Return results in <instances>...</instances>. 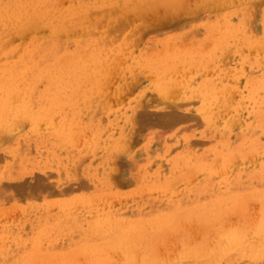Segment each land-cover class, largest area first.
<instances>
[{
  "label": "rangeland",
  "instance_id": "374dc122",
  "mask_svg": "<svg viewBox=\"0 0 264 264\" xmlns=\"http://www.w3.org/2000/svg\"><path fill=\"white\" fill-rule=\"evenodd\" d=\"M38 1L0 0V264H264V0Z\"/></svg>",
  "mask_w": 264,
  "mask_h": 264
},
{
  "label": "bare ground",
  "instance_id": "6f19581e",
  "mask_svg": "<svg viewBox=\"0 0 264 264\" xmlns=\"http://www.w3.org/2000/svg\"><path fill=\"white\" fill-rule=\"evenodd\" d=\"M2 1H4V0H2ZM8 1H9V0H8ZM17 1H18V0H17ZM23 1L25 2V0H23ZM32 1H35V0H32ZM39 1H40V0H39ZM39 1H38V3H39ZM45 1H46V0H45ZM50 1H51V0H50ZM72 1H73V4H74V1H75V0H72ZM78 1H79V0H77L76 2H78ZM88 1H89V0H88ZM88 1H86V3H85V1H84V3L87 4ZM90 1H91V0H90ZM92 1L94 2L95 0H92ZM100 1H101V0H100ZM114 1H115V0H114ZM116 1H117V0H116ZM118 1H119V0H118ZM125 1H126V0H125ZM130 1H131V0H130ZM134 1H135V0H134ZM161 1H162V0H161ZM180 1H181V0H180ZM206 1L209 2V0H206ZM206 1L203 0V2H205V5H203V6L207 7V6L211 5V4H209L208 2H206ZM214 1H215V0H214ZM245 1H246V0H245ZM245 1H244V2H245ZM252 1H253V0H252ZM252 1H251V2H252ZM259 1H260V0H259ZM15 2H16V1H15ZM40 2H41V1H40ZM46 2H47V1H46ZM46 2H45V3H46ZM53 2L55 3V1H53ZM53 2L51 1V4H52ZM61 2H62V1H61ZM76 2H75V4H76ZM79 2H81V1H79ZM95 2H97V1H95ZM101 2L103 3V1H101ZM108 2H109V1H108ZM128 2H129V1H128ZM144 2H146V1H144ZM153 2H154V1H153ZM166 2H167V1H166ZM174 2H175V1H174ZM174 2H172V3H173V6L175 5ZM176 2H177V0H176ZM210 2L212 3V5H213V3H215V2H212L211 0H210ZM236 2H237V1H236ZM240 2H241V1H240ZM242 2H243V1H242ZM244 2H243V6H244ZM13 3H14V2H13ZM13 3H12V4H13ZM31 3L33 4L34 2H31ZM31 3H29V5H30ZM49 3H50V2H49ZM59 3H60V1L57 2V6H58L57 8H58V10H59V5H58ZM62 3H64V0H63ZM82 3H83V2H82ZM90 3H91V2H90ZM97 3L99 4V1H98ZM131 3H132V1H131ZM131 3H130V4H131ZM137 3H138V2H137ZM155 3H158V2L156 1ZM169 3H170V2H169ZM169 3H167V4H169ZM197 3H198V2H197ZM218 3L220 4V0L218 1ZM222 3H223V2H222ZM225 3H226V2H225ZM231 3H232V4H231ZM231 3H230V6H233L234 4H233L232 1H231ZM247 3H248V2H247ZM253 3H254V2H253ZM6 4H7V3H6ZM20 4H21V3H20ZM22 4H23V2H22ZM42 4H43V3H42ZM70 4H72V3H69L68 5L70 6ZM77 4H78V3H77ZM92 4H93V3H92ZM98 4H96V5H98ZM107 4H110V3H106L105 7L107 6ZM114 4H115V3H114ZM130 4H128V5H130ZM141 4H142V3H141ZM143 4H145V3H143ZM143 4L140 5V6H143ZM148 4H149V3H148ZM153 4H154V3H153ZM176 4H177V3H176ZM183 4H184V3H183ZM208 4H209V5H208ZM236 4H237V3H235V5H236ZM24 5H25V7L27 6L26 3H25ZM61 5H62V4H60V6H61ZM64 5H65V3H64ZM82 5H84V4H81V9H83V8H82ZM93 5H95V3H94ZM101 5H102V4H101ZM110 5H111V4H110ZM119 5H121V1H120V4H119ZM157 5H158V4H157ZM162 5H163V4H162ZM162 5H160V6H162ZM170 5H171V4H170ZM170 5H169V6H170ZM190 5H192V4H190ZM206 5H207V6H206ZM217 5H218V4H217ZM221 5H222V4H220V6H221ZM18 6H19V5H17V7H18ZM37 6H39V5L37 4ZM37 6H36V7H37ZM40 6H41V5H40ZM49 6H50V5H49ZM49 6H48V7H49ZM53 6H54V8L56 7L55 4H53ZM72 6H73V5H72ZM74 6H75V5H74ZM79 6H80V3H79ZM85 6L87 7V5H85ZM89 6H90V5H89ZM108 6H109V5H108ZM136 6H138V5H136ZM147 6H149V5H146V7H147ZM163 6H165V8H166V5H163ZM167 6H168V5H167ZM169 6H168L167 8H169ZM175 6H176V5H175ZM213 6H215V5H213ZM218 6H219V5H218ZM220 6H219V7H220ZM223 6H224V5H223ZM20 7H21V5H20ZM31 7H32V6H31ZM31 7H30V8H27V9H30V10H31V9L34 8L35 11H38V10H36V7H32V8H31ZM48 7H46V8L44 9L45 11L43 10V12H47L46 9H47ZM51 7H52V6H51ZM51 7H50V8H51ZM61 7H62V6H61ZM65 7H67V5H66ZM83 7H84V6H83ZM95 7H96V6H95ZM111 7L113 8V6H111ZM114 7H115V6H114ZM116 7H117V6H116ZM171 7H172V6H171ZM181 7H182V6H180V8H181ZM184 7H185V4H184ZM190 7H192V6H190ZM193 7H194V6H193ZM219 7H217V8H219ZM2 8H5V7L3 6ZM7 8L9 9V7H7ZM11 8H12V7H11ZM21 8L24 9V6L21 7ZM37 8H38V7H37ZM41 8H42V7H41ZM52 8H53V7H52ZM67 8H70V7H67ZM73 8H76V7H73ZM79 8H80V7H79ZM98 8H100V7H98ZM102 8H103V7H101V9H102ZM107 8H108V7H107ZM107 8L104 10L103 13H106V11H108V9H110V8H108V9H107ZM112 8H111V10H113ZM129 8H130V7H129ZM149 8H150V7H149ZM163 8H164V7H163ZM177 8H179V7L177 6ZM177 8H175V9H177ZM210 8H212V6H211ZM215 8H216V7H215ZM248 8H249V6H248ZM12 9H13V8H12ZM14 9H15V8H14ZM23 9H20V10H21V11H24V10H25V14H27V13H26V9H24V10H23ZM63 9H64V7H63ZM76 9H77V8H76ZM76 9H74V10H76ZM89 9H90V8H89ZM130 9H131V8H130ZM130 9H129V10H130ZM140 9H144V8H143V7H142V8L139 7V9L137 8L138 11H139ZM147 9H148V8H147ZM182 9H184V8H181V10H182ZM192 9H193V8H192ZM195 9H196V8H195ZM199 9H200V8H199ZM208 9H209V8H208ZM1 10H2V9H0V11H1ZM10 10H11V9H10ZM20 10H19L18 12H21ZM54 10H55V9H54ZM60 10H61V9H60ZM67 10H68V9H67ZM91 10H93V8H91ZM91 10H90V11H91ZM96 10H97V9H96ZM115 10H116V8H115ZM152 10H153V11H152ZM162 10H163V9H162ZM170 10H171V9H170ZM173 10H174V9H173ZM173 10H172V11H173ZM188 10H189V9H188ZM190 10H191V9H190ZM204 10H206V9H204ZM204 10H202V11H204ZM245 10H246V9H245ZM8 11H9V10H8ZM8 11H5V12L7 13ZM14 11H15V10H13V11L10 12V13L12 14V16H13V15H16V13H15ZM35 11H34V12H35ZM71 11H72L71 13H75L77 10H76L75 12H73L72 7H71ZM90 11H89L88 13H85V14H84V18H85V15H86V14L88 15L89 13H93V12L95 11V9H94V11H92V12H90ZM113 11H114V10H113ZM116 11H117V10H116ZM133 11H134V10H133ZM133 11L131 10L132 13H133ZM135 11H136V9H135ZM141 11H143V10H141ZM141 11H140V12H141ZM148 11H149V9H148ZM151 11L153 12V15H155V14L157 13L158 10H157L156 12H154L155 10L152 8L148 13H150ZM165 11L167 12L166 14L164 13V14H165V19H168V16H169L170 18L173 16V15L170 16V14H172L174 11H173L172 13H170V14L168 13L167 9H166ZM175 11L177 12V11H180V10H175ZM194 11H195V10H194ZM198 11H199V10H198ZM198 11H195L196 14H197ZM202 11H201V12H202ZM247 11H248V9H247ZM247 11H245V12L248 13ZM5 12H4V10H3V13L1 12V13H2V15L0 16L1 19H3L2 16L4 15ZM12 12H14V13H12ZM16 12H17V9H16ZM18 12H17V13H18ZM48 12H49V10H48ZM51 12H52V11H51ZM56 12H57V14H58V13H60L61 11H56ZM79 12L81 13L80 10H79ZM82 12H83V10H82ZM98 12H100V11H98ZM131 12H130V14H131ZM136 12H137V11H136ZM144 12H146V11H144ZM176 12H174V13H176ZM183 12H185V11H183ZM189 12H191V11H189ZM192 12H193V11H192ZM1 13H0V14H1ZM10 13H8V14L10 15ZM21 13H22V12H21ZM21 13H20V15H21ZM63 13H64V12H63ZM66 13H67V12H66ZM95 13H96V12H95ZM100 13H101V12H100ZM127 13H128V12H127ZM154 13H155V14H154ZM158 13H159V12H158ZM177 13H178V12H177ZM187 13H188V11H187ZM187 13H186V14H187ZM8 14H6V15H7L6 19H8ZM46 14H47V16H48V13H45V15H46ZM51 14H54V12H52ZM64 14H65V13H64ZM68 14H69V13H68ZM75 14H77V13H75ZM75 14H74V15H75ZM98 14H99V13H98ZM137 14H138V13H137ZM150 14H152V13H150ZM167 14H168V15H167ZM188 14H189V13H188ZM192 14H194V13H192ZM192 14L190 13V15H192ZM20 15H19V16L16 15V17L19 18ZM27 15H29L28 17L30 18L31 14H27ZM32 15H33V14H32ZM65 15H66V14H65ZM71 15H72V14H71ZM79 15H80V14H79ZM82 15H83V14H82ZM92 15H93V14H90V18H91ZM95 15L98 16L97 14H95ZM101 15H102V14H101ZM112 15H113V14H112ZM128 15H129V14H128ZM161 15H162V14H161ZM180 15H181V14H179L178 17H179ZM183 15H184V14H183ZM247 15H248V14H247ZM4 16H5V15H4ZM4 16H3V17H4ZM35 16H36V12H35ZM35 16H33L32 18H34ZM40 16H42V15H40ZM47 16H46V17H47ZM49 16H50V15H49ZM59 16H60V14H59ZM63 16H64V15H63ZM69 16H70V14H69ZM72 16H73V15H72ZM93 16H94V15H93ZM105 16H106V15L103 16L102 20H101V17H102V16L99 17L100 19L98 18V19L100 20V22L103 21V20L105 19V18H104ZM113 16H114V15H113ZM129 16H130V15H129ZM129 16H128V17H129ZM166 16H167V18H166ZM174 16H176V15H174ZM231 16H232V15H231ZM13 17H15V16H13ZM16 17H15V20H16ZM42 17H44V16H42ZM46 17H44V18L46 19ZM57 17H58V16H57ZM57 17H56V18H57ZM65 17L68 18L67 15H66ZM65 17H64V18H65ZM107 17H108V15H107ZM107 17H106V18H107ZM110 17H111V16H110ZM142 17H143V16H142ZM157 17H159L158 14H157ZM176 17H177V16H176ZM176 17H174V18H172V19H176ZM180 17H182V16H180ZM243 17H244V16H243ZM36 18H37V16H36ZM36 18H35V19H36ZM47 18H48V17H47ZM71 18H73V17H71ZM108 18H109V17H108ZM111 18H112V17H111ZM123 18H124V17H123ZM123 18H122V19H123ZM1 19H0V20H1ZM6 19H5V17H4V19H3L2 21L4 22V20H6ZM10 19H11V17L9 16V21H10ZM26 19H27V18H26ZM38 19H39V18H38ZM45 19H44V20H45ZM49 19H51V17L48 18L46 21H48ZM53 19H55V18H53ZM59 19H60V18H59ZM59 19H58V20H59ZM68 19H69V21L71 20L70 17H69ZM68 19H67V20H68ZM74 19H75V17H74ZM82 19H83V18H82ZM82 19H80L81 22H83ZM93 19H95V18H93ZM98 19H97V20H98ZM109 19H110V18H109ZM122 19H121V21H122ZM163 19H164V18H163ZM165 19H164V20H165ZM172 19H171V21H172ZM180 19H181V18H180ZM15 20H14V21H15ZM17 20H20V19H17ZM28 20H29V22H30V19H28ZM28 20H27V21H28ZM32 20H33V19H32ZM32 20H31V21H32ZM44 20H43V21H44ZM62 20H63V19H62ZM65 20H66V19H64V21H65ZM67 20L65 21L66 24H67V23H68V24H69V23L72 24L71 21H70V22H67ZM85 20H86V19H85ZM105 20H107V21L109 22L108 19H105ZM124 20H125V19H124ZM164 20H163V21H164ZM246 20H247V18H246ZM2 21H1V22H2ZM7 21H8V20H7ZM22 21H24V20H22ZM35 21L38 22L39 20H35ZM41 21H42V20H41ZM46 21H44V22L46 23ZM60 21H61V20H60ZM60 21H59V22H60ZM72 21H73V20H72ZM89 21H91V19H90ZM159 21H162V19L159 20ZM163 21H162V23H163ZM169 21H170V20H169ZM174 21H175V20H174ZM176 21H177V20H176ZM1 22H0V28H1ZM5 22H6V21H5ZM18 22H19V21H18ZM29 22H28V23H29ZM33 22H34V20H33ZM53 22H54L55 24H57L56 20L53 21ZM65 22H63V23H65ZM91 22H92V21H91ZM114 22H115V21H114ZM151 22H152V21H151ZM243 22L245 23V22H247V21H244V20H243ZM16 23H17V22H16ZM19 23H21V21H20ZM23 23L25 24V22H23ZM41 23H42V22H41ZM54 23H53V25H52L53 27L55 26ZM60 23H61V22H60ZM74 23H75V22H74ZM87 23H88V21H87ZM120 23L123 24V22H120ZM120 23H119V24H120ZM152 23H153V22H152ZM156 23H157V22H156ZM156 23H155V24H156ZM160 23H161V22H160ZM244 23H243V24H244ZM247 23H248V22H247ZM7 24H9V23H7ZM11 24H12V23H11V21H10V27L13 25V24H12V25H11ZM17 24H18V23H17ZM34 24H35V22L32 24L33 27L38 26V24H36V25H34ZM84 24H85V22H84ZM84 24H83V25H84ZM89 24L91 25V23H89ZM119 24H118V25H119ZM141 24H142V23H141ZM262 24H263V23H262ZM19 25H20V24H19ZM43 25H44V24H43ZM49 25H50V22H49ZM59 25H60V24H59ZM61 25H63V24H61ZM72 25H73V24H72ZM74 25H75L74 27H76V23H75ZM142 25H143V24H142ZM142 25H141V26H142ZM163 25H164V24H163ZM174 25H175V24H174ZM247 25H248V24H247ZM5 26H6V24H5ZM7 26H9V25H7ZM7 26H6V27H7ZM14 26H15V25H14ZM14 26H13V27H14ZM16 26H18V25H16ZM21 26H22V25H21ZM21 26H20V27H21ZM29 26H31V24H30ZM29 26L26 25V26H24V27H26L25 29L27 30V27L29 28ZM40 26H41V25H40ZM52 26H51L50 28L53 29ZM63 26H64V25H63ZM81 26H82V24H81ZM86 26H88V25L86 24ZM86 26H85V27H86ZM147 26H148V25L146 24V30H148V29H147ZM154 26H155V25H154ZM156 26H158V23H157ZM38 27H39V26H38ZM43 27H44V26H43ZM57 27H58V26H57ZM60 27H61V26H59L58 29H59L60 31H62V30H63V29H62L63 27H62L61 29H60ZM64 27H65V26H64ZM77 27H79V26H77ZM85 27H84V30H85ZM115 27H116V26H115ZM149 27H150V26H149ZM244 27H245V26H244ZM2 28H3V27H2ZM15 28H16V27H15ZM15 28H14V29H15ZM18 28H19V26H18ZM21 28H22V27H21ZM41 28H42V27H39L38 29H41ZM47 28H48V26H47ZM50 28H49V29H50ZM72 28H73V26H72ZM72 28H71V29H72ZM87 28H88V27H86V29H87ZM90 28H91V26H90ZM90 28H89V29H90ZM142 28H143V27H142ZM247 28H248V27H247ZM10 29H11V28H10ZM14 29H13V30H14ZM22 29H24V28H22ZM25 29H24V30H25ZM32 29H33V28H32ZM32 29L29 28V30H28V31H25V33H27V32L29 33L30 31H34V30H32ZM34 29H35V28H34ZM38 29H36L35 32H36V31L38 32ZM45 29H46V28H45ZM71 29H70V30H71ZM73 29H75V28H73ZM73 29H72V30H73ZM81 29H82V28H80V31H81ZM144 29H145V28H144ZM144 29H143V30H144ZM6 30H7V29H5V31H6ZM41 30H42V29H41ZM41 30H40V31H41ZM50 30H51V29H50ZM50 30H49V31H50ZM53 30H54V29H53ZM55 30H57L56 27H55ZM66 30H67V29H66ZM70 30H69V31H70ZM72 30H71V31H72ZM78 30H79V29H78ZM149 30H150V29H149ZM149 30H148V31H149ZM228 30H229V29H228ZM231 30H232V28L230 29V31H231ZM1 31H2V29H1ZM43 31H44V29H43ZM60 31H58V32L60 33ZM69 31H68V32H69ZM73 31H74V30H73ZM82 31H83V30H82ZM82 31H81V33H82ZM10 32H11V36H12V34H13L14 31H10ZM15 32L17 33V36L20 37V35H18V31H16V29H15ZM37 32H36V33H37ZM54 32H56V31H54ZM85 32H87V31L85 30ZM231 32H232V31H231ZM242 32H243V31H242ZM247 32H248V31H247ZM263 32H264V31H263ZM19 33L21 34V31H20ZM22 33H23V32H22ZM25 33H24V36H25ZM31 33H32V32H31ZM43 33H44V32H43ZM46 33H47V32H46ZM56 33H57V32H56ZM69 33H70V32H69ZM81 33H80V34H81ZM234 33H235V32H234ZM243 33H244V32H243ZM2 34H3V31H2ZM5 34H6V33H5ZM7 34H8V33H7ZM14 34H15V33H14ZM38 34H42V33L39 32ZM49 34H51V33H49ZM82 34H83V33H82ZM82 34H81V35H82ZM247 34H248V33H247ZM15 35H16V34H15ZM15 35H14V37H15ZM31 35H32V34H31ZM78 35H79V31H78ZM236 35H237V34H236ZM0 36H2V35L0 34ZM24 36L22 35L21 37H24ZM12 37H13V36H12ZM19 37H18V38H19ZM248 37H249V36H248ZM16 38H17V37H16ZM50 38H51V37H50ZM50 38H46V39H50ZM4 39H5V37H4ZM43 39H44V38H43ZM46 39H45V41H46ZM111 39H112V38H111ZM5 40H6V39H5ZM50 40L52 41V39H50ZM93 40H94V39H93ZM109 40H110V39H109ZM113 40H114V38H113ZM246 40H247V39H246ZM33 41H34V39H33ZM95 41H97V39H96ZM98 41H99V43H100V40H98ZM107 41H108V40H107ZM165 41H166V40H165ZM259 41H261V40L259 39ZM3 42H4V41H3ZM3 42H2V43H3ZM6 42H9V41L7 40ZM56 42H57V44H58V40L55 41V43H56ZM92 42H93V41H92ZM103 42H104V41H103ZM110 42H111V41H108L109 44H110ZM2 43H1V44H2ZM34 43H35V41H34ZM34 43H33V44H34ZM77 43H78V41H77ZM77 43H76V44H77ZM93 43H94V42H93ZM95 43H96V42H95ZM95 43H94V44H95ZM3 44H4V43H3ZM33 44H32V45H33ZM94 44H93V45H94ZM96 44H97V43H96ZM113 44H114V43H113ZM263 44H264V41H263ZM25 45L29 48L28 44H25ZM29 45H30V44H29ZM32 45H30V46H32ZM39 45H40V47H41V44H39ZM53 45H54V44H53ZM77 45H78V44H77ZM110 45H111V44H110ZM10 46H11V45H10ZM23 46H24V45H23ZM26 46H25V47H26ZM45 46H47V45L45 44ZM54 46H56V45H54ZM81 46H82V45H81ZM12 47H13V46H12ZM20 47H22V46H20ZM27 47H26V48H27ZM32 47H33V46H32ZM83 47H84V46H83ZM95 47H96V46H95ZM95 47H94V48H95ZM103 47H104V46H103ZM165 47L167 48V46H165ZM223 47H224V46H223ZM26 48H25V49H26ZM38 48H39V46H38ZM79 48H80V47H79ZM149 48H150V47H149ZM195 48H196V47H195ZM218 48H219V47H218ZM12 49H13V48H12ZM25 49H24V50H25ZM32 49H33V48H32ZM85 49H86V48H85ZM162 49H163V48H162ZM192 49H194V48H192ZM192 49H191V51H192ZM219 49H220V48H219ZM239 49H240V48H239ZM24 50H22V51L25 52ZM27 50H28V49H27ZM29 50H30V48H29ZM109 50H110V49H109ZM111 50H112V49H111ZM117 50H118V49H117ZM142 50H143V49H142ZM157 50H158V49H157ZM159 50H160V49H159ZM159 50H158V51H159ZM197 50H198V48H197ZM245 50H246V49H245ZM37 51H38V50H37ZM78 51H79V50H78ZM154 51H155V50H154ZM166 51H167V50H166ZM23 52H22V53H23ZM28 52H29V51H28ZM33 52H34V51H33ZM84 52H85V51H84ZM101 52H102V51H101ZM118 52H121V51H118ZM169 52H170V51H169ZM183 52H184V51H183ZM78 53H80V52H78ZM82 53H83V52H82ZM122 53H123V52H122ZM139 53H140V52H139ZM150 53H151V52H150ZM153 53H154V52H153ZM163 53H164V52H163ZM172 53H173V52H172ZM234 53H235V52H234ZM255 53H256V51H255ZM102 54H103V53H102ZM123 54H124V53H123ZM130 54H131V53H128V56H129ZM148 54H149V53H148ZM156 54H157V53H156ZM251 54H252V52H251ZM25 55H26V52H25ZM73 55H74V54H73ZM105 55H106V53H105ZM111 55H112V54H111ZM151 55H152V54H151ZM195 55H196V54H195ZM87 56H88V53H87ZM87 56H86V57H87ZM25 57H26V56H25ZM27 57H30V56L28 55ZM27 57H26V59H27ZM31 57H32V53H31ZM72 57H73V56H72ZM74 57H75V56H74ZM77 57H78V56H77ZM129 57H130V56H129ZM155 57H156V56H155ZM160 57H161V56H160ZM163 57L165 58L164 55H163ZM171 57H172V56H171ZM22 58L24 59V57H22ZM36 58H37V57H36ZM31 59H32V58H31ZM68 59H69V58H68ZM74 59H77V58H74ZM81 59H82V58H81ZM85 59H86V58H85ZM127 59H128V58H127ZM129 59H130V58H129ZM139 59H141V58H139ZM161 59H162V58H161ZM175 59H176V58H175ZM8 60H9V59H8ZM29 60H30V59H29ZM78 60H79V59H78ZM158 60H159V59H158ZM167 60H168V59H167ZM10 61H12V60H10ZM36 61H37V60H36ZM38 61H39V59H38ZM73 61H74V60H73ZM121 61H122V60H121ZM162 61H163V60H162ZM165 61H166V60H165ZM176 61H177V60H176ZM23 62H24V61H23ZM33 62H34V59H33ZM78 62H79V61H78ZM82 62H84V61H82ZM102 62H103V61H102ZM4 63H5V62H4ZM18 63H19V62H18ZM29 63H31V62L29 61ZM75 63H76V61H75ZM163 63H164V62H163ZM14 64H16V62H15ZM19 64H20V63H19ZM25 64H28V61H27ZM69 64H71V62H70ZM73 64H74V63H73ZM160 64H161V63H160ZM160 64H159V65H160ZM5 65H6V63H5ZM12 65H13V64H12ZM12 65H10V66L12 67ZM32 65H33V63H32ZM32 65H29V67L32 66ZM38 65H39V64H38ZM65 65H66V64H65ZM75 65L80 66V63L75 64ZM75 65H73V66H75ZM82 65H83V64H82ZM85 65H86V64H85ZM87 65H88V64H87ZM145 65H146V64H145ZM15 66H16V65H15ZM20 66H21V65H20ZM36 66H37V65H36ZM78 66H77V68H78ZM126 66H127V63H126ZM139 66H140V65H139ZM143 66H144V65H143ZM153 66H154V65H153ZM179 66H180V64H179ZM1 67H2V66H1ZM25 67H26V66H25ZM29 67H27V68H29ZM32 67H33V66H32ZM34 67H35V65H34ZM34 67H33V68H34ZM37 67H38V66H37ZM93 67H95V66H93ZM124 67H125V66H124ZM124 67H123V68H124ZM159 67H160V66H159ZM7 68H8V67H7ZM18 68H19V67H18ZM30 68H31V67H30ZM30 68H29V71L31 72L32 70H30ZM38 68H39V67H38ZM40 68H41V67H40ZM63 68H65V67H63ZM68 68H70V67H68ZM75 68H76V67H75ZM86 68H89V67L86 66ZM128 68H129V67H128ZM133 68H135V67H133ZM133 68H132V69H133ZM142 68H143V67H141L140 69H142ZM150 68H151V67H150ZM5 69H6V68H5ZM15 69H16V68H15ZM21 69H22V68H21ZM25 69H26V68H25ZM60 69H61V68H60ZM66 69H67V67H66ZM72 69H73V68H72ZM79 69H80V68H79ZM138 69H139V68H138ZM207 69H209V68H207ZM73 70L76 71V69H73ZM73 70H72V71H73ZM92 70H93V69H92ZM113 70H114V68H113ZM117 70H118V69H117ZM123 70H124V69H123ZM152 70H153V69H152ZM152 70H151V71H152ZM5 71H6V70H5ZM10 71H11V69H10ZM12 71H13V70H12ZM16 71H17V70H16ZM18 71H19V70H18ZM18 71H17V72H18ZM20 71H21V70H20ZM22 71H23V70H22ZM50 71H51V73H53L52 75H54V72H52L53 70H50ZM54 71H56V70H54ZM60 71H61V70H60ZM62 71H63V70H62ZM85 71H86V70H85ZM120 71H121V70H120ZM143 71H144V70H143ZM13 72H14V71H13ZM34 72H36V71H34ZM39 72L41 73V75H43V73H45V72L42 73V71H39ZM68 72H69V69H68ZM83 72H84V71H83ZM207 72H208V71H207ZM11 73H12V72H11ZM23 73H24V72H23ZM25 73H26V70H25ZM48 73H49V72H48ZM58 73H59V72H58ZM60 73H61V72H60ZM64 73H65V71H64ZM79 73H80V70H79ZM79 73L77 72V74H79ZM146 73H147V72H146ZM220 73H221V72H220ZM13 74H14V73H13ZM18 74H19V73H18ZM26 74H27V73H26ZM26 74H24V75L26 76ZM37 74H38V73H37ZM55 74H57V71L55 72ZM72 74H73V73H72ZM74 74H75V73H74ZM131 74H132V73H131ZM147 74H148V73H147ZM8 75H9V74H8ZM16 75H17V74H16ZM22 75H23V74H21L20 76H22ZM31 75H32V74H31ZM41 75H38V76L41 77ZM61 75H62V74H60L59 76L61 77ZM80 75H81V73H80ZM80 75H79V76H80ZM149 75H150V74H149ZM153 75H154V74H153ZM170 75H171V74H170ZM9 76H10V75H9ZM12 76H13V75H12ZM32 76H33V75H32ZM54 76H55V75H54ZM127 76H128V75H127ZM127 76H126V77H127ZM136 76H138V75H136ZM136 76H133V77H136ZM151 76H152V74H151ZM13 77H14V76H13ZM30 77H31V76H30ZM36 77H37V76H36ZM56 77H57V76H56ZM60 77H59V78H60ZM72 77H73V76H72ZM72 77L70 76V79H68L67 81L71 80ZM171 77H172V75H171ZM203 77H204V76H203ZM229 77H230V76H229ZM9 78H10V77H9ZM34 78H35V76H34ZM51 78H52V77H51ZM76 78H77V77H75V79H76ZM82 78H83V77H82ZM124 78H125V77H124ZM218 78H219V76H218ZM234 78H235V77H234ZM11 79H12V78H11ZM35 79H36V78H35ZM37 79H38V78H37ZM60 79H61V78H60ZM78 79H79V78H78ZM137 79H138V78H136V81H137ZM229 79H230V78H229ZM52 80H55V79H52ZM63 80L66 81V79H64V77H63ZM80 80H81V79H80ZM138 80H139V79H138ZM227 80H228V79H227ZM56 81H57V80H56ZM84 81H85V80H84ZM60 82H62V81H60ZM131 82H132V81H131ZM234 82H235V81H234ZM56 83H58V82H56ZM66 84H67V83H66ZM220 84H221V83H220ZM234 84H235V83H234ZM0 85H1V84H0ZM64 85H65V84H64ZM68 85H69V84H68ZM54 86H55V85H54ZM59 87H60V86H59ZM62 87H63V85H62ZM118 87H119V86H118ZM105 88H107V87H105ZM58 90H59V89H58ZM66 90H67V88H66ZM170 90H171V89H170ZM2 91H4V90H2ZM64 91H65V90H64ZM182 91H183V90H182ZM261 91H262V90H261ZM53 92H54V91H53ZM62 92H63V90H62ZM232 93L234 94V92H232ZM1 94H2V93H1ZM57 94H58V93H57ZM60 95H62V94H60ZM3 96H5V95L3 94ZM54 96H57V97L59 98V95H54ZM5 97H6V96H5ZM5 97H4V98H5ZM0 98H1V97H0ZM54 98H56V97H54ZM231 98H233V97H231ZM5 99H6V98H5ZM59 99H61V98H59ZM2 100H3V99H2ZM7 100H9V99H8V96H7ZM12 100H13V99H12ZM55 100H56V99H55ZM57 100H58V99H57ZM231 100H232V99H231ZM235 100H236V99H235ZM18 101H19V100H18ZM61 101H62V99L59 100V102H61ZM244 101H245V100H244ZM1 102H2V101H0V103H1ZM4 102H5V100H4ZM6 102H7V101H6ZM6 102H5V104L8 103V102H7V103H6ZM9 102H10V101H9ZM14 102H15V101H14ZM16 102H17V101H16ZM23 102H24V101H23ZM26 102H27V101H26ZM31 102H32V104H33V101H31ZM34 102H35V101H34ZM36 102H38V101H36ZM36 102H35V103H36ZM55 102H56V101H55ZM21 103H22V102H21ZM62 103H63V102H62ZM206 103H207V102H206ZM217 103H218V101H217ZM217 103H216V104H217ZM10 104H14L13 101H11ZM10 104H9V105H10ZM29 104H30V103H29ZM37 104H38V103H37ZM42 104H43V103H42ZM53 104H54V102H53ZM56 104H57V103H56ZM56 104H54V105H56ZM216 104H214V105H216ZM219 104H220V103H218V105H219ZM221 104H222V103H221ZM19 105H20V104H19ZM19 105H18V106H19ZM40 105H41V104H40ZM1 106H2V105H0V107H1ZM10 106H11V105H10ZM10 106H9V108H10ZM14 106H15V105H14ZM16 106H17V105H16ZM20 106H21V105H20ZM220 106H221V105H220ZM5 107H6V105H3V108H5ZM7 107H8V105H7ZM27 107H28V108H31L30 105L27 106ZM27 107H26V111L29 110ZM215 107H216V106H215ZM222 107H223V106H221V108H222ZM3 108H2V109H3ZM11 108H12V107H11ZM11 108H10V109H11ZM13 108L15 109V107H13ZM40 108H41V107H40ZM40 108H38V109L41 110L43 107H42L41 109H40ZM213 108H214V107H213ZM22 109H23V108H22ZM24 109H25V106H24ZM31 109H32V108H31ZM206 109H207V106H206ZM209 109H210V108H209ZM211 109H212V108H211ZM32 110H33V109H32ZM221 110H222V109H221ZM11 111H13V110L11 109ZM14 111H15V110H14ZM41 111H42V110H41ZM207 111H208V110H207ZM214 111H215V110H214ZM218 111H219V110H218ZM0 112H1V111H0ZM20 112L23 113L22 110H21ZM29 112H30V110H29ZM38 112H39V111H38ZM204 112H206V110H205ZM9 113H12V112H9ZM21 113H20V114H21ZM24 113H25V112H24ZM32 113H34V112H32ZM36 113H37V112H36ZM170 113H171V112H170ZM170 113H167V114H170ZM207 113H209V112H207ZM3 114H4V113H3ZM5 114H7V113L5 112ZM12 114H13V113H12ZM28 114H29V113L27 112V115H28ZM30 114H31V113H30ZM172 114H173V113H171V115H172ZM175 114H176V113H175ZM175 114H173V115H175ZM0 115H1V114H0ZM16 115H19V114H16ZM34 115L36 116V114H34ZM34 115H33V116H34ZM212 115H213V114H212ZM216 115H217V114H216ZM20 116H21V115H20ZM22 116H23V117H27L26 115H25V116L22 115ZM30 116H31V115H30ZM164 116H166V115H164ZM164 116H162V117L160 116V117L163 119ZM169 116H170V115H169ZM175 116L177 117L178 115H175ZM5 117H6V116H5ZM16 117H17V116H16ZM23 117H22V119H23ZM37 117H38V116H37ZM155 117L157 118V116H155ZM155 117H154V119H155ZM160 117L158 116V120H159ZM166 117H167V116H166ZM14 118H15V116H14ZM17 118H18V120H20V122H18V123H21V120H22V119H19V117H17ZM17 118H16V119H17ZM20 118H21V117H20ZM35 118H36V117H35ZM38 118H39V117H38ZM38 118H37V119H38ZM143 118H145V117H143ZM213 118H214V116H213ZM9 119H11V117H10ZM16 119H15V120H16ZM26 119H27V118H26ZM28 119H29V118H28ZM147 119H148V118H147ZM149 119H150V118H149ZM170 119H171V117H170ZM172 119H173V118H172ZM177 119H180V118H177ZM2 120L5 121V120H4V117H2L1 121H2ZM23 120L25 121V118H24ZM32 120H33V119H32ZM155 120H156V119H155ZM160 120H161V119H160ZM167 120H168V119H167ZM167 120H166L165 118L163 119L164 122H166ZM173 120L175 121V119H173ZM173 120H172V121H173ZM212 120H213V119H212ZM33 121H34V120H33ZM156 121H157V120H156ZM163 121H161V122H163ZM168 121H169V123H170V120H168ZM157 122H158V121H157ZM221 122H222V120H221ZM142 123H143V122H142ZM167 123H168V122H167ZM4 124H5V123H4ZM4 124H3V125H4ZM22 124H23V122H22ZM165 124H166V123H165ZM165 124H163V126H164ZM1 125H2V124H1ZM7 125H9V124H7ZM17 125H18V124H17ZM17 125H16V126H17ZM167 125H168V124H167ZM170 125H171V124H170ZM16 126H15V128H16ZM19 126H20V125H19ZM214 126H215V125H214ZM6 127H7V126H6ZM8 127H10V129H11V126H10V125H9ZM13 127H14V126H13ZM17 127H18V126H17ZM165 127H166V125H165ZM238 127H239V126H238ZM1 128H2V126L0 127V130L3 131V129H1ZM4 128H5V127H4ZM234 128H235V127H234ZM5 130H6V128H5ZM120 140H121V138H120ZM122 140H123V139H122ZM59 142H61V141L59 140ZM125 143H126V142H125ZM60 144H61V143H60ZM60 144H59V145H60ZM62 144H63V143H62ZM56 145H58V144H55V146H56ZM64 145H65V144H64ZM124 145H125V144H124ZM124 147H125V146H123V148H124ZM258 148H259V147H258ZM259 150H260V149H259ZM259 150H258V151H259ZM248 154H249V153H248ZM194 155H195V154H194ZM258 155H259V154H258ZM184 156H185V155H184ZM197 156H198V154H197ZM246 156H247V155H246ZM191 158H192V156H191ZM194 158H195V157H194ZM248 158H249V157H248ZM255 158H256V155H255ZM257 158H258V160H259V157H257ZM182 159H183V158H182ZM197 159H198V158H197ZM246 159H247V158H246ZM246 159H245V160H246ZM184 160H185V159H184ZM218 160H220V159H218ZM189 161H190V160H189ZM236 161H237V159H236ZM243 161H244V160H242V163H243ZM190 162H191V161H190ZM192 162H193V161H192ZM216 162H217V160H216ZM232 162H233V161H232ZM234 162H235V161H234ZM246 162L248 163V160H246ZM250 162H251V161H250ZM242 163H241V164H242ZM247 163H246V164H247ZM184 164H185V163H184ZM216 164H217V163H216ZM252 164H253V163H252ZM216 166H217V165H216ZM251 167H252V166H251ZM263 167H264V166H263ZM263 169H264V168H263ZM222 171H223V170H222ZM160 176H162V175H160ZM38 178H39V177H38ZM41 178H42V177H41ZM35 179H37V178H35ZM35 179H34V180H35ZM37 180H38V179H37ZM37 180H36V181H37ZM43 180H44V179H43ZM81 180H82V179H81ZM81 180H79V181H81ZM236 180H237V179H236ZM244 180H245V179H244ZM19 183H20V182H19ZM43 183H45V182H43ZM43 183H42V184H43ZM13 185H14V184H13ZM16 185H17V184H16ZM16 185H15V186H16ZM33 185H34V183H33ZM33 185H32V186H33ZM45 185H46V184H44V186H45ZM18 186H19V185H18ZM118 186H119V185H118ZM19 187H20V186H19ZM19 187H17V188L19 189ZM34 187H35V186H34ZM15 188H16V187H15ZM20 188H21V187H20ZM174 188H175V186H174ZM193 188H194V187H193ZM25 189H26V188H25ZM158 190H160V189H158ZM23 191H25V190H23ZM159 192H160V191H159ZM113 195H114V194H113ZM121 195H122V194H121ZM173 196H174V195H173ZM178 197H179V196H178ZM238 198H239V197H238ZM153 199H154V198H153ZM154 201H155V200H154ZM228 201H229V200H228ZM82 202H83V201H82ZM131 202H132V201H131ZM206 202H207V201H206ZM45 203H46V202H45ZM127 203H128V202H127ZM211 203H212V202H211ZM1 205H2V204H1ZM215 205H216V203H215ZM220 205H221V204H220ZM81 206H82V205H81ZM115 206H116V205H115ZM222 206H223V205H222ZM28 207H29V205H28ZM41 207H42V206H41ZM200 207H203V206H200ZM69 208H70V207H69ZM7 209H8V208H7ZM37 209H38V208H37ZM43 209H44V208H43ZM87 209H88V208H87ZM8 210H9V209H8ZM224 210H225V209H224ZM42 211H43V210H42ZM51 211H52V210H51ZM196 211H197V210H196ZM226 211H227V210H226ZM2 212H3V211H2ZM8 212H9V211H8ZM47 212H48V211H47ZM5 213H6V211H5ZM54 213H55V212H54ZM238 213H239V212H238ZM0 214H1V213H0ZM3 214H4V213H3ZM23 214H24V213H23ZM36 214H37V213H36ZM47 214H48V213H47ZM47 214H46V215H47ZM77 214H78V213H77ZM102 214H103V213H102ZM195 214H196V213H195ZM242 214H243V212H242ZM71 215H72V214H71ZM219 215H220V214H218V216H219ZM238 215L241 216V214H238ZM259 215H260V214H259ZM4 216H5V215H4ZM37 216H38V215H37ZM76 216H77V215H76ZM200 216H201V215H200ZM239 216H237V217H238L239 219H241L242 217H239ZM254 216H255V215H254ZM58 217H59V216H58ZM58 217H57V218H58ZM68 217H69V216H68ZM232 217H233V216H232ZM74 218H76V217H74ZM196 218H197V217H195V219H196ZM10 219H11V218H10ZM19 219H20V218H19ZM43 219H44V218H43ZM54 219H55V218H54ZM67 219H68V218H67ZM124 219H125V218H124ZM233 219H234V218H233ZM254 219H255V218H254ZM47 220H48V219H47ZM84 220H85V219H84ZM120 220H121V219H120ZM192 220H193V219H192ZM197 220H198V219H197ZM257 220H258V218H257ZM26 221H27V220H26ZM56 221H57V220H56ZM110 221H111V220H110ZM126 221H127V220H126ZM199 221H200V219H199ZM199 221L196 222V226H197V227H198L197 224H199ZM254 221H255V220H254ZM45 222H46V221H45ZM73 222H74V221H73ZM55 223H56V222H55ZM68 223H69V222H68ZM108 223H109V222H108ZM115 223H116V222H115ZM125 223H126V222H125ZM125 223H124V224H125ZM181 223H182V222H181ZM213 223H214V222H213ZM77 224H78V223H77ZM105 224H106V223H105ZM118 224H119V223H118ZM214 224H215V223H214ZM225 224H226V223H225ZM225 224H224V226H225ZM34 225H35V224H34ZM122 225H123V224H122ZM204 225H205V224H204ZM210 225H212V224H210ZM215 225H216V224H215ZM166 226H167V225H166ZM177 226H178V225H177ZM191 226H192V225H191ZM224 226H223V227H224ZM226 226H227V225H226ZM228 226H229V225H228ZM232 226H233V225H232ZM248 226H249V225H248ZM18 227H19V226H18ZM180 227H181V225H180ZM180 227H177V228H180ZM185 227H186V226H185ZM242 227H244V226H242ZM9 228H10V227H9ZM85 228H86V227H85ZM88 228H89V227H88ZM88 228H87V229H88ZM198 228H199V227H198ZM200 228H201V227H200ZM252 228L255 229V227H253V226H252ZM11 229H12V228H11ZM57 229H58V228H57ZM59 229H60V228H59ZM67 229H68V228H67ZM81 229H82V228H81ZM90 229H91V228H90ZM201 229H202V228H201ZM229 229H230V228H229ZM237 229H238V228H237ZM161 230H162V229H161ZM203 230H204V229H203ZM197 231H198V230H197ZM220 231H221V230H220ZM16 232H17V231H16ZM69 232H70V231H69ZM213 232H214V231H213ZM64 233H65V232H64ZM215 233H216V231H215ZM247 233H248V232H247ZM29 234H30V233H29ZM53 234H54V233H53ZM179 234H180V233H179ZM97 235H98V234H97ZM108 235H109V234H108ZM172 235H173V234H172ZM217 235H218V234H216V236H217ZM17 236H18V235H17ZM74 236H75V235H74ZM98 236H99V235H98ZM173 236H174V235H173ZM177 236H178V235H177ZM216 236H215V237H216ZM222 236H223V234H222ZM41 237H42V236H41ZM44 237H45V236H44ZM90 237H91V236H90ZM90 237H89V238H90ZM218 237H219V236H217V240L214 239L215 242H212V244H213L212 247L214 248V250H215V248H216V249L218 248L217 245H218L219 240L221 239V237H219L220 239H219ZM53 238H54V237H53ZM14 239H15V238H14ZM172 239H173V237H172ZM184 239H185V238H184ZM224 239H225V238H224ZM135 240H136V239H135ZM157 240H158V238H157ZM173 240H175V239H173ZM221 240H222V239H221ZM166 241H167V240H166ZM212 241H213V240H212ZM168 243H169V242H168ZM170 243H171V242H170ZM178 243H179V242H178ZM189 243H190V242H189ZM205 243H206V242H205ZM205 243L203 244V246L205 245ZM142 244H143V242H142ZM173 244H174V243H173ZM200 244H201V243H200ZM212 244H211V245H212ZM167 245H168V244H167ZM167 245H166V246H167ZM179 245H180V244H179ZM197 245H198V244H197ZM211 245H210V246H211ZM246 245H247V244H246ZM184 246H185V245H184ZM199 246H200V245H199ZM219 246H220V245H219ZM10 247H11V246H10ZM141 247H142V246H141ZM155 247H156V246H155ZM172 247H173V246H172ZM178 247H179V246H178ZM201 247H202V246H201ZM2 248H3V247H2ZM164 248L166 249L165 246H164ZM174 248H175V247H174ZM181 248H182V247H181ZM207 248H208V247H207ZM94 249H95V248H94ZM165 249H163V250L165 251ZM101 250H102V249H101ZM169 250H170V249H169ZM169 250H168V251H169ZM174 250H175V249H174ZM203 250H204V249H203ZM208 250H209V248H208ZM7 251H8V250H7ZM8 252H9V251H8ZM109 252L111 253V251H109ZM206 252H207V251H206ZM216 252H217V250H216ZM245 252H246V251H245ZM174 253H175V252H174ZM210 253H211V251H210ZM116 254H118V253H116ZM164 254H166V252H165ZM204 254H205V253H204ZM110 255H112V254H110ZM118 255H120V254H118ZM137 255H138V254H137ZM116 256H117V255H116ZM120 256H121V255H120ZM158 256H159V255H158ZM168 256H169V255H168ZM205 256H207V255H205ZM117 257H118V256H117ZM161 257L163 258V256H161ZM165 257H166V255H165ZM216 257H218V256H216ZM122 258H123V257H122ZM144 258H145V257H144ZM170 259H171V258H170ZM0 260H1V259H0ZM183 260H184V259H183ZM159 261H160V260H159ZM84 262H85V261H84ZM113 262H114V260H113ZM19 263H20V262H19ZM108 263H109V262H108ZM119 263H120V262H119Z\"/></svg>",
  "mask_w": 264,
  "mask_h": 264
}]
</instances>
